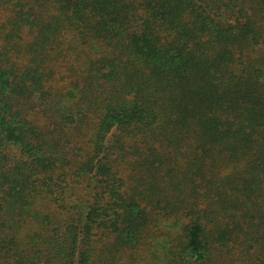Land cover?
<instances>
[{"label": "trees", "instance_id": "obj_1", "mask_svg": "<svg viewBox=\"0 0 264 264\" xmlns=\"http://www.w3.org/2000/svg\"><path fill=\"white\" fill-rule=\"evenodd\" d=\"M0 12V264H264V0Z\"/></svg>", "mask_w": 264, "mask_h": 264}, {"label": "rangeland", "instance_id": "obj_2", "mask_svg": "<svg viewBox=\"0 0 264 264\" xmlns=\"http://www.w3.org/2000/svg\"><path fill=\"white\" fill-rule=\"evenodd\" d=\"M4 14L0 12V21L3 19Z\"/></svg>", "mask_w": 264, "mask_h": 264}]
</instances>
